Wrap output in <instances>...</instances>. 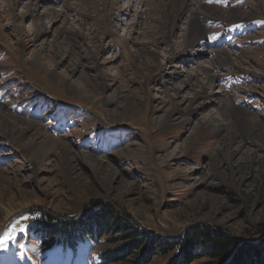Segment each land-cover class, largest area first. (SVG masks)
<instances>
[{
    "label": "rangeland",
    "instance_id": "obj_1",
    "mask_svg": "<svg viewBox=\"0 0 264 264\" xmlns=\"http://www.w3.org/2000/svg\"><path fill=\"white\" fill-rule=\"evenodd\" d=\"M171 1L111 0L103 11L102 0H0V111L57 142L35 165L0 134V201L15 210L0 211V238L16 229L0 264L134 263L105 258L125 244L115 232L43 235L47 220L89 219L104 206L158 241L201 226L238 242L264 234V0H185L177 21ZM189 19L203 36L182 49Z\"/></svg>",
    "mask_w": 264,
    "mask_h": 264
},
{
    "label": "trees",
    "instance_id": "obj_2",
    "mask_svg": "<svg viewBox=\"0 0 264 264\" xmlns=\"http://www.w3.org/2000/svg\"><path fill=\"white\" fill-rule=\"evenodd\" d=\"M42 225L44 237L54 242L77 240L83 232L89 238L93 234L100 236L115 232L125 244L119 250L106 255L109 262H121L133 257L135 261L132 264H147L156 254L164 256L178 249L177 261L173 264H191L198 259L208 260L204 264H264V236L257 241L239 244L236 240L201 226L187 232L184 239L158 241L146 231L129 224L107 206L95 212L89 219H50Z\"/></svg>",
    "mask_w": 264,
    "mask_h": 264
},
{
    "label": "bare ground",
    "instance_id": "obj_3",
    "mask_svg": "<svg viewBox=\"0 0 264 264\" xmlns=\"http://www.w3.org/2000/svg\"><path fill=\"white\" fill-rule=\"evenodd\" d=\"M184 1L185 0H172L169 3L170 7H172V10H173V13L171 12L172 15L174 16V17L172 16V21H177L178 20L177 17L180 16L182 14L183 10L186 8V6H185L186 4H184ZM107 5H109V6L111 5V0H102V5L101 6H102V10L103 11L104 10H107V7H108ZM49 18H51V17H49ZM233 19H235V17ZM17 23H18V26L21 27L23 25L22 24L23 23V17H20L19 16V18H17ZM38 29H39V30H37L38 31V34H36V37H39L40 34H43V33L45 34L46 33V30H47V28L45 26H43V25L41 26V28H38ZM201 31L196 26V22L193 21V20H191V19H189L188 20V29H187V32H185V34H184V43L182 45V47H183L182 49L190 48L198 40L199 37L203 36V34L201 33ZM174 53L175 52H173V50H172V52H171V54L169 56L170 59L171 58L174 59L176 56H179V54L176 55ZM185 53L186 54H184V56H186V57L192 58L194 56L192 53H188L187 50H185ZM180 55H183V53H181ZM40 57H41L40 56V52L38 51V54H36L34 56V59H33L32 64H38L42 60ZM219 57H220V55H219ZM229 60L230 59H229V57L226 54L223 57H221L222 64L229 65L230 64ZM213 80H214V78L209 75L207 77V84L208 83L211 84L213 82ZM190 81H191V78L189 76H187V79L185 78V82H183V83L190 84ZM204 82H206V81H204ZM199 85L201 87V93H203L206 90V87L203 86V85H205V83H202V84L199 83ZM179 87H181V86H177L176 87V91L177 92H179V90L181 89ZM67 89L69 91H72L73 92V85L70 82L68 83ZM191 99L192 100H190V102L188 101L189 102V105H188L189 107L186 106L187 107L186 110H188L191 107L190 105H192L194 103H197V100H198L197 97H194V98H191ZM128 104H129V102H127L126 105H128ZM122 111H123L124 115L129 114V109H128L127 106H124L122 108ZM175 112H179V107L178 106H175L174 109H173V111L169 115L170 116L173 115V117H174V115H175L174 113ZM239 118L240 119L242 118L243 121L245 120L247 122V125H249V126L254 127L256 125H259L256 121H254L252 119H247L245 115H243V116L240 115ZM195 126H196V124H195ZM34 127L35 126L32 125L30 122H25L23 120L14 118V117L10 116L9 114L0 111V134H2L3 136L8 137L10 140H13L15 143L16 142L17 143H20L26 149L27 153L32 157L35 165H39L42 162L43 158L45 157V154L47 152L52 151V150H54L56 148L57 142L54 141V140H50V141L48 140L47 141L45 138H43L38 133V130L34 129ZM28 132H29V134L27 135ZM30 132H31V134H30ZM23 137H27V138L29 137V138L27 139V141L25 140L26 142L23 143V140H22ZM237 145L238 144H236V146ZM62 151L63 152H62V158L61 159H63V161L66 164H69V160H72L73 157H70V152H68L67 149L64 148ZM78 158L80 159L81 162H84L85 164H90V165L92 164V166L94 168H101L102 167V164H103V163H100L99 161H97L95 158L87 157L84 154H78ZM67 176H68L69 181L71 182L72 181L71 175L70 174H67ZM0 211L3 212V214L6 217L7 216L9 217V216L13 215L14 212H15V210L13 209V207L11 205H5L4 203H2V201H0Z\"/></svg>",
    "mask_w": 264,
    "mask_h": 264
},
{
    "label": "snow or ice",
    "instance_id": "obj_4",
    "mask_svg": "<svg viewBox=\"0 0 264 264\" xmlns=\"http://www.w3.org/2000/svg\"><path fill=\"white\" fill-rule=\"evenodd\" d=\"M19 231L23 232L24 229L20 228ZM15 233H16V229H12L11 232L7 233L6 235L3 236V238H0V248H4L5 245L11 241L15 239Z\"/></svg>",
    "mask_w": 264,
    "mask_h": 264
},
{
    "label": "water",
    "instance_id": "obj_5",
    "mask_svg": "<svg viewBox=\"0 0 264 264\" xmlns=\"http://www.w3.org/2000/svg\"><path fill=\"white\" fill-rule=\"evenodd\" d=\"M264 236V234L258 236L257 238H255L254 240L257 241V240H260L262 237ZM239 242H242L241 240Z\"/></svg>",
    "mask_w": 264,
    "mask_h": 264
}]
</instances>
